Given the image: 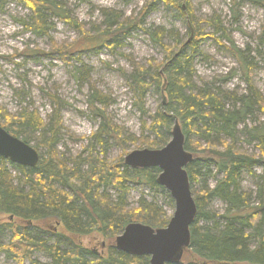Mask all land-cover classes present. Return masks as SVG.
Returning a JSON list of instances; mask_svg holds the SVG:
<instances>
[{
  "label": "trees",
  "instance_id": "trees-1",
  "mask_svg": "<svg viewBox=\"0 0 264 264\" xmlns=\"http://www.w3.org/2000/svg\"><path fill=\"white\" fill-rule=\"evenodd\" d=\"M17 1L31 14L27 21L20 23L33 35L48 36L52 30L50 18L58 19L80 33L81 43L75 42L66 49L56 48L49 52L50 55L56 53L71 56L72 49L80 56L82 46L87 44L94 48L114 49L119 41L128 38L136 30L146 33L152 43L162 49L163 59L160 62L151 61L148 68L137 66L128 76L129 86L134 93V106L141 115L146 114L144 101L151 87L162 97V104L151 116L150 125L144 123L143 129L157 133L159 129L165 128L171 134L172 124L178 123L181 128L184 149L193 155V161L187 165L186 172L197 208L196 218L202 216L206 221L215 220L213 213H205L203 210V204L210 199L217 198L228 205L225 226L198 228L192 224L190 245L181 263L264 264V204L249 206L247 195L241 194L239 189L241 173L251 174L252 168L260 160L239 151L235 145L237 129L244 126V131L259 142L260 156L264 158V123L251 129H247L246 125L247 120L256 114L264 117V98L251 83L252 65L245 53L234 47L228 36H224L231 43L230 52L246 80L247 92L240 97L231 95L230 100L223 99L207 87L195 88L193 83L194 56L198 45L207 36L200 29L202 20L194 15L192 0H148L137 17L130 16L127 19H123L119 13L110 12L105 14V30L92 38L54 0ZM244 1L264 9V0ZM159 4L180 14L188 28L186 41L174 30H146L143 27L145 17L155 11ZM232 4L234 6L235 2ZM216 26L215 34L224 32L219 23L216 22ZM164 40L171 41L173 45L165 44ZM77 61L80 66L75 68V76L77 80L87 82L85 75L89 73V68L79 59ZM107 100V97L92 87L88 107L91 114L102 121L93 138L101 143V138L110 137L120 144L126 141L124 130L111 126L105 117ZM226 101L233 103V106L228 108ZM0 119L3 120L0 126L4 130L27 144L31 134H39L40 146L46 150V157H39L37 166L32 169L0 157V215L7 217L5 223L0 224V233L11 234L8 243L0 245V254L15 264H24L26 261L38 264L33 259L36 253L45 254L49 264H149L146 256L137 257L118 252L113 239L117 232L123 231L131 223L148 225L154 230L165 228L169 223L165 211L145 199H141L135 209L127 211L122 207L129 184L165 191L157 184L158 169L129 171L122 161L119 164L121 168L116 164L98 162L92 157L84 161L86 172H81L78 165L68 168L55 151L60 129V120L56 114L45 124L35 111L23 109L17 115L9 116L0 109ZM194 133L205 141V146L190 140V134ZM161 140L164 144L167 142L165 137ZM143 144L150 149L158 146L149 141ZM7 164L17 169L20 174L18 178L12 177ZM211 164L216 167V174L222 175V179L213 189H202L194 194L192 186L199 180L200 171L205 170L207 176ZM108 189L118 193L115 202L106 193ZM170 203L173 204L171 198ZM52 222L55 223L52 236L56 243L49 245V242L42 239V234L51 233L47 225ZM98 240H103L99 245L98 258L89 261L86 257L95 258L93 243Z\"/></svg>",
  "mask_w": 264,
  "mask_h": 264
},
{
  "label": "rangeland",
  "instance_id": "rangeland-1",
  "mask_svg": "<svg viewBox=\"0 0 264 264\" xmlns=\"http://www.w3.org/2000/svg\"><path fill=\"white\" fill-rule=\"evenodd\" d=\"M54 1L68 12L72 20L81 24L82 29L92 38L105 30V14L116 12L123 19L137 17L148 0ZM192 5L194 15L203 22L200 29L207 36L198 45L193 60L195 88L207 87L221 98L229 100L232 96L246 94V80L236 58L230 52L232 43L251 62V83L264 98V9L244 0H192ZM30 16L26 7L17 0H0V109L9 116L17 115L23 109L35 111L45 124L56 114L60 120V129L55 151L68 168L78 165L81 172H86L87 165L84 161L89 157L104 164L119 165L122 161L126 167L124 161L130 153L144 149L158 150L171 141V134L165 128L159 129L157 133L143 129L144 123L146 126L150 125L151 116L162 104L159 92L153 87L148 90L144 101L146 114L143 116L134 106V93L128 82V76L137 66L148 68L151 61L160 62L163 59L162 49L152 43L146 33L141 30L133 31L128 38L119 41L114 49L94 48L90 44L83 47L81 44L83 50L80 56L72 49L71 56L56 53L50 55L49 52L56 48L66 49L75 42L81 43L80 33L70 25L50 18L52 30L48 36L37 37L20 23L27 21ZM216 22L224 32L215 34ZM143 27L146 30H174L181 35L183 41L189 36L180 14L166 9L162 4L145 17ZM225 35L231 43L227 42ZM164 43L173 45L169 40H164ZM77 59L89 68V73L85 75L87 82L79 81L75 76V68L80 66ZM92 87L108 98L104 115L111 126L124 130L126 141L118 144L110 137H103L100 143L93 138L102 121L92 115L88 107ZM225 104L228 108L233 106L228 101ZM2 123L3 120L0 119V124ZM263 123L264 117L256 114L247 120L246 125L247 129H251ZM174 125L171 126V132ZM237 130L236 148L260 160L252 168L251 174L243 172L239 178L240 193L247 195L246 202L249 206L257 207L264 204V158L260 156L259 142L244 131V126H239ZM31 135L28 145L38 152L39 157H46V150L40 146V135ZM163 137L167 140L165 144L161 140ZM189 138L193 143L205 146V141L197 133L190 134ZM18 139L22 141L21 138ZM146 141L155 142L158 146L150 149L143 144ZM127 168L129 171L133 170L128 166ZM7 169L14 179L20 176L14 166L7 164ZM205 173V170H201L199 180L193 184L194 194L202 189H213L222 179V175L216 174V167L212 164L209 166V174L206 176ZM127 189L129 191L122 205L125 210L137 208L139 201L145 199L163 209L168 219L173 216L174 202L170 203L171 197L166 190L162 192L134 184H129ZM106 193L113 202L117 200L118 193L113 189H108ZM203 206L205 213L216 216L215 220L206 221L200 216L196 218L194 225L198 228L226 225V203L213 198ZM6 218L0 215V224L5 223ZM52 223L47 225L51 233L42 234V239L49 242V245L56 243L52 233L55 223ZM121 233L122 231L117 232L114 237V247L115 238ZM10 237L9 232L0 233V245L7 244ZM102 242L103 240H98L93 243L95 258L88 256L87 260L94 261L98 258ZM84 244L87 245L86 242ZM33 259L38 264L50 263L49 258L41 253L34 254ZM0 264L15 262L0 254ZM24 264L30 263L26 261Z\"/></svg>",
  "mask_w": 264,
  "mask_h": 264
},
{
  "label": "water",
  "instance_id": "water-1",
  "mask_svg": "<svg viewBox=\"0 0 264 264\" xmlns=\"http://www.w3.org/2000/svg\"><path fill=\"white\" fill-rule=\"evenodd\" d=\"M0 157L29 169L35 168L39 162V154L35 149L1 126ZM192 161L193 155L184 149V135L178 123H175L171 141L165 147L135 151L125 158V165L131 169H158L157 184L169 193L175 210L167 226L162 229L154 230L140 223L128 224L115 238L118 252L146 256L149 264L181 263L190 245V227L197 214L186 172L187 165Z\"/></svg>",
  "mask_w": 264,
  "mask_h": 264
},
{
  "label": "bare ground",
  "instance_id": "bare-ground-1",
  "mask_svg": "<svg viewBox=\"0 0 264 264\" xmlns=\"http://www.w3.org/2000/svg\"><path fill=\"white\" fill-rule=\"evenodd\" d=\"M173 130V129H172ZM127 167V166H126ZM174 211V210H173Z\"/></svg>",
  "mask_w": 264,
  "mask_h": 264
}]
</instances>
